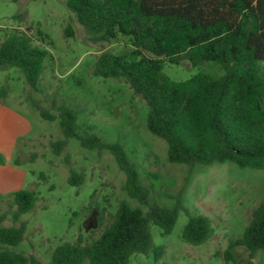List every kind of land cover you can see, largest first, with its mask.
I'll return each instance as SVG.
<instances>
[{"label": "trees", "instance_id": "16d2710c", "mask_svg": "<svg viewBox=\"0 0 264 264\" xmlns=\"http://www.w3.org/2000/svg\"><path fill=\"white\" fill-rule=\"evenodd\" d=\"M66 6L95 41H128L127 52L99 55L92 74L124 81L143 101L145 127L166 144L170 164L191 171L232 163L241 170L264 171V0H66ZM65 32L72 36L70 25ZM37 36L42 45L18 30L7 34L0 44V67L18 70L25 84L40 93L44 62L50 55L43 45L53 43L39 29ZM183 60L193 68L213 63L222 74L198 72L178 82L163 74L165 64L178 66ZM0 93L6 95L3 89ZM38 102L34 108L39 117L57 121L63 138L51 144L54 154L71 140L86 150L107 151L125 176L123 192L138 204L120 201L96 239L84 243L79 237L58 245L50 253V264H131V257L149 253L157 262L165 247L154 244L151 226L161 237L168 236L180 212L187 218L181 232L184 243L199 246L212 238L209 218L188 212L180 196L171 207L150 202L149 190L121 144L103 141L91 126L81 127L79 112L63 101H51L48 109ZM39 177L46 180L43 173ZM84 178L83 172L69 168L70 186L82 185ZM6 198L17 225L3 226L6 216L0 214V264H43L11 249L23 242L26 223L21 216L35 208L36 192L21 190ZM103 215L100 211L99 221ZM237 247L247 253L245 264L264 254V199L242 234L228 243L223 253L226 264L236 263L232 250Z\"/></svg>", "mask_w": 264, "mask_h": 264}, {"label": "rangeland", "instance_id": "374dc122", "mask_svg": "<svg viewBox=\"0 0 264 264\" xmlns=\"http://www.w3.org/2000/svg\"><path fill=\"white\" fill-rule=\"evenodd\" d=\"M18 15L22 18L15 19ZM68 25L72 36L66 35ZM37 29L53 43L43 45L50 55L41 74V92L30 89L18 70L0 67V89L6 92L5 96L0 93V214L6 216L2 225H17L10 217L13 209L8 195L31 189L38 198L33 211L21 216L26 232L23 242L12 251L50 264V253L58 245L73 243L79 237L84 243L96 239L120 201L138 206L123 192L125 176L107 151L86 150L71 140L54 154L51 144L63 139L58 123L41 119L34 102L48 109L56 100L79 112L81 127L91 126L103 141L123 146L149 190L150 202L171 207L180 196L188 212L211 221L212 238L199 246L181 240L187 219L182 212L168 236L161 237L158 228L151 226L153 242L165 247L164 255L157 262L151 253L135 255L131 264H226L223 253L228 243L242 234L252 211L264 199V171L241 170L232 163L196 166L191 171L184 165L170 164L166 144L145 127L147 108L143 101L124 81L92 74L102 53L129 51L127 40L95 41L67 8L66 0H0V44L7 34L18 30L42 45ZM198 72L222 74L213 63L193 68L183 60L178 66L163 67V74L176 82ZM69 168L84 173L82 185L67 183ZM39 173L46 180L40 179ZM95 208L104 213L101 221ZM232 252L235 264L246 263L243 248ZM253 262L264 264V254L259 253Z\"/></svg>", "mask_w": 264, "mask_h": 264}, {"label": "crops", "instance_id": "0c3cea01", "mask_svg": "<svg viewBox=\"0 0 264 264\" xmlns=\"http://www.w3.org/2000/svg\"><path fill=\"white\" fill-rule=\"evenodd\" d=\"M253 264H254V262H253Z\"/></svg>", "mask_w": 264, "mask_h": 264}]
</instances>
